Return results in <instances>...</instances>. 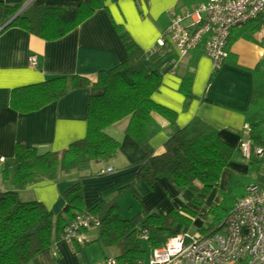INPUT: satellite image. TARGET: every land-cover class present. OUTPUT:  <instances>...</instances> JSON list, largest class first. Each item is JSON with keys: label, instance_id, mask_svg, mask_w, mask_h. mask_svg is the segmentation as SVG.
<instances>
[{"label": "crops", "instance_id": "obj_1", "mask_svg": "<svg viewBox=\"0 0 264 264\" xmlns=\"http://www.w3.org/2000/svg\"><path fill=\"white\" fill-rule=\"evenodd\" d=\"M0 1L7 4L23 2L22 6L26 5V8L31 3L73 7L82 0ZM204 1L107 0L105 8L97 9L73 30L54 40H45L19 27L3 30L0 33V190L15 188L13 173L11 170L4 172V162L13 156L17 143L34 146L39 153L60 151L84 137L87 127V88H70L58 99L31 111H22L11 105L13 88L61 75L77 74L96 80L99 70L114 67L127 57L116 29L118 24L143 49L141 61L147 70H151L150 49L164 34L172 15L183 13ZM235 33L232 30L227 56L215 71L210 57L201 48L180 55L169 43L161 47L158 55L165 53V56L154 68L161 74V84L152 94V99L176 113L178 127L199 118L217 129L220 138L237 151L239 143L247 136L244 111L249 106L253 90L252 69L264 56V47L260 44L264 28L253 33L254 40L233 37ZM196 53L197 56L194 55ZM31 54L35 55V65L29 63ZM187 72L193 73L191 99L185 98L179 90ZM152 117L160 126L150 139L156 154L163 151L169 128L168 121L161 115L152 113ZM127 124L128 118H124L106 128V132L119 142L117 152L108 161H91L87 171L73 170L57 179L29 184L19 190L20 198L41 201L54 215H58L65 206L62 193L75 182L80 184L82 207L87 211L99 201L114 197L124 187L118 207L120 211L126 204L130 213L126 219L141 211L166 213L186 206L197 213L192 224L198 223L200 227L208 218L209 206L221 200L220 192L225 184L235 175L248 172L249 164L243 159L245 157L238 159L235 151L221 173L218 186L208 194H198L202 200L199 206L193 203L194 194L189 189L179 188L164 177L157 178L149 186L140 177L144 151L126 133ZM107 167L113 170L106 172ZM91 228L96 231L92 233ZM91 228L85 230L83 243H71L60 238L49 248L38 252L27 264H93L104 261L109 255L118 256L119 248L109 246L116 248L117 253H108L106 249L109 247L97 241L98 227ZM187 228L179 226V231L187 232Z\"/></svg>", "mask_w": 264, "mask_h": 264}, {"label": "trees", "instance_id": "obj_2", "mask_svg": "<svg viewBox=\"0 0 264 264\" xmlns=\"http://www.w3.org/2000/svg\"><path fill=\"white\" fill-rule=\"evenodd\" d=\"M106 1L82 0L73 7L31 3L16 16L14 14L23 2L7 4L0 1V33L9 27H19L45 40H54L73 30L97 9L105 8ZM260 28H264V20L246 23L233 37L254 40L253 33ZM116 29L127 57L114 67L99 70L96 80L77 74L61 75L11 90V105L22 111H31L58 99L70 88H87L88 117L84 137L71 142L63 150L39 153L34 146L17 143L13 156L5 160L4 172L12 171L15 188L0 190V264H27L38 252L60 239L65 226L77 213L84 211L79 182L62 193L65 206L58 215L41 201L22 200L19 190L42 180L57 179L73 170L87 171L91 161H108L117 152L119 142L106 132V128L117 121L128 118L126 133L144 151L140 177L149 186L157 178L164 177L179 188L189 189L195 194L193 203L197 205L202 201L197 194H208L218 186L223 169L233 158L236 148L221 139L217 129L199 118L178 127L176 113L152 99L161 84V74L154 68L165 53H153L149 60L152 69L147 70L141 61L143 49L122 25H116ZM260 44L264 47V38ZM252 72V95L244 111L246 139L252 148L247 159L250 161L248 171L252 168L251 163L264 160V156L259 157L253 152L255 147L264 144V56ZM192 81L193 73L187 72L180 83L179 90L187 99L193 97ZM152 113L164 117L169 128L163 151L156 154L150 139L160 126ZM251 182L264 185V176H255L245 183L240 196L224 192L218 203L209 206L208 218L197 228V234L205 236L216 231ZM123 190L124 187L120 188L114 197L101 200L89 209L100 221L97 241L104 247H118L119 254L115 258L123 264H138L143 260L145 250L140 237L143 231L151 250L179 232V226H191L197 216L194 210L183 206L166 213L141 211L132 218H122L118 199Z\"/></svg>", "mask_w": 264, "mask_h": 264}, {"label": "built area", "instance_id": "obj_3", "mask_svg": "<svg viewBox=\"0 0 264 264\" xmlns=\"http://www.w3.org/2000/svg\"><path fill=\"white\" fill-rule=\"evenodd\" d=\"M258 19L264 20V0H205L183 13H174L150 53H160L167 43L180 55L201 48L210 57L215 71L227 56L233 28ZM28 60L31 65L36 64L35 55H29ZM238 148L243 157H250L252 148L248 139L242 140ZM253 152L263 157L264 144ZM112 170L107 167L106 172ZM99 224L96 215L84 210L65 226L61 238L81 244L86 240L85 230ZM221 228V233L216 230L205 236L179 231L151 249L148 264H264V185L247 184L245 194L234 203L217 229ZM140 237L146 238L144 231ZM93 264L123 263L109 256Z\"/></svg>", "mask_w": 264, "mask_h": 264}, {"label": "rangeland", "instance_id": "obj_4", "mask_svg": "<svg viewBox=\"0 0 264 264\" xmlns=\"http://www.w3.org/2000/svg\"><path fill=\"white\" fill-rule=\"evenodd\" d=\"M253 22L261 23L262 21L260 19L253 20V21L248 22V24L253 23ZM245 25L246 24H244V25H242L240 27H235V28H233V31L234 32H238L239 30H241V27H245ZM242 38H245V37H242ZM245 39H248V38H245ZM247 41L252 42L251 40H247ZM244 132H246V135H247V131H244ZM235 154H236L235 157H237L238 159L240 157H242V155L239 152V150H237ZM243 159L246 160L247 163L249 164V162H250L249 160H247L246 158H243ZM251 164H252L251 165L252 168L246 174L235 175L230 181H228L225 184V187H224L223 191L220 192L221 196L224 194V192H234L235 196H240L243 193V191H244L243 190L244 189L243 186H245V183L251 181L252 178H254L255 176L256 177L257 176H261V175L264 176V160H261V161L256 160V161H254ZM249 167H250V165H249ZM237 178H238V182H235V180L237 181ZM194 196H195V194H194ZM200 205H202V201H201ZM119 214H120V216L122 218H128L130 216V213H128V208H126V204H123V206H121ZM197 228H198V223L191 224V226H189V228H187L188 229L187 232L189 234L193 235V234L196 233ZM182 230H183V228H182ZM90 231L93 233V232L96 231V229L95 228H91ZM217 232L221 233L222 232V228L221 229H217ZM141 243H142L143 248L145 250L143 261H144L145 264H148V258H149L151 250L149 249L148 245L146 244V240L142 239ZM106 251L108 253H110V254L117 253V250L114 247H109V248L106 249ZM109 256H112V255H109Z\"/></svg>", "mask_w": 264, "mask_h": 264}, {"label": "water", "instance_id": "obj_5", "mask_svg": "<svg viewBox=\"0 0 264 264\" xmlns=\"http://www.w3.org/2000/svg\"><path fill=\"white\" fill-rule=\"evenodd\" d=\"M25 6H26V5H25ZM25 6H22L21 9H19V10L14 14V16H16V14H18V13H19V12L25 7ZM14 16H13V17H14ZM13 17H12V18H13Z\"/></svg>", "mask_w": 264, "mask_h": 264}]
</instances>
